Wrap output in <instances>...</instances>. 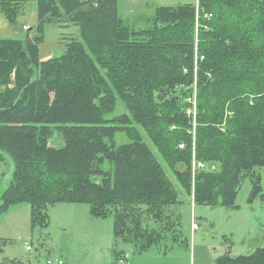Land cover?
I'll list each match as a JSON object with an SVG mask.
<instances>
[{
  "label": "trees",
  "instance_id": "1",
  "mask_svg": "<svg viewBox=\"0 0 264 264\" xmlns=\"http://www.w3.org/2000/svg\"><path fill=\"white\" fill-rule=\"evenodd\" d=\"M98 1L0 0L10 25L35 3L37 34L48 22L75 25L81 38L45 61L41 41L0 39V163L3 154L13 163L0 214L27 203L31 230L45 229L50 205L87 204L138 252L175 241L182 194L140 130L194 205L233 209L246 178L264 205V0H197V28L195 5L157 7L153 26L137 32L116 0ZM193 85L194 128L185 113ZM127 125L136 140L115 145ZM54 133L60 148L48 146ZM193 158L206 170L192 176ZM9 243L0 238V254ZM112 255V264L126 259ZM215 264H264V247Z\"/></svg>",
  "mask_w": 264,
  "mask_h": 264
},
{
  "label": "rangeland",
  "instance_id": "2",
  "mask_svg": "<svg viewBox=\"0 0 264 264\" xmlns=\"http://www.w3.org/2000/svg\"><path fill=\"white\" fill-rule=\"evenodd\" d=\"M196 2L197 0H116V6L118 18L131 30L137 32L148 30L153 26L154 11L157 7L195 5ZM35 10V3H28L14 25H10L0 14V39L24 40L29 29V37H35L38 24ZM40 29L42 33L39 34L42 40L37 46L40 61L60 56L67 42L69 43L71 39H81L79 29L75 25L59 27L57 24L46 22ZM124 107V103L118 102L112 115L122 114ZM159 126L165 127L163 124ZM129 129L130 126L127 125L121 129L122 132L115 134V145L119 146L136 140V137L130 140V135L134 134V131ZM140 132L142 140L150 147L173 181L176 190L182 194L180 195L181 204L177 210L179 233L175 241L170 235H166L164 241L158 246L138 252L131 244L114 237L111 218L93 217L87 204L50 205L47 208V227L31 230L29 205L16 203L11 205L5 213L0 214V238L10 242L5 248L6 252H9L11 257L24 262H28L30 256L37 261H44L49 254L59 255L57 246L67 245L68 238H71V234L76 231L73 229L74 226L84 233L81 244H76V247L80 248L78 254L74 253L73 258L79 260L81 255L88 257L87 248L91 247L97 252L98 257L94 256L95 253L91 254L88 258L90 264H106L107 244L110 246L111 255L112 251L119 253L126 258V264H215L221 257L247 255L257 247H264V205L259 200L250 199L249 179L246 178L241 182L233 209L194 205L191 196H184L181 192L169 166L157 153L156 147L153 148L142 130ZM62 145V139L57 133H54L48 141V146L52 148H60ZM103 166H107V160H104ZM183 169L182 166L178 167V170ZM12 171V160L8 155L3 154V160L0 163V196L11 180ZM93 179L96 183L99 182V178ZM86 232L92 236L85 235ZM93 233H99L100 236ZM25 244L28 250L24 248ZM72 249L69 248L68 251L71 252ZM36 260L33 261L36 262Z\"/></svg>",
  "mask_w": 264,
  "mask_h": 264
},
{
  "label": "crops",
  "instance_id": "3",
  "mask_svg": "<svg viewBox=\"0 0 264 264\" xmlns=\"http://www.w3.org/2000/svg\"><path fill=\"white\" fill-rule=\"evenodd\" d=\"M76 225V223H75ZM86 225V224H84ZM76 231H74L72 234H71V238H68V243L67 245H59L57 246L56 250L57 252L59 253V255H55L54 253L49 254L48 257L44 260V261H37L36 259L33 258V256H30V259L28 260V262H24L22 260V262L26 263V264H45V261L50 258L51 260H61L63 262V264H75V260H77V258H73V256L75 255L74 253H77L78 254V251H79V247H76V244H81V242L83 241L82 240V237H83V233L82 230L78 227H75L74 228ZM105 229V227H104ZM67 229H65L66 231ZM85 235L87 236H92L91 234H89L88 232L85 233ZM93 235H98L100 236L99 233H93ZM79 237V238H78ZM84 239V238H83ZM61 246V247H60ZM7 247V246H6ZM5 247V248H6ZM3 250V252L0 254V261L2 259H9V260H19V259H15L13 257H11V254L9 252H6V250ZM69 248H73L71 250V252L68 251ZM107 252V253H106ZM106 264H112L113 262V257L111 255V249H110V246L107 244L106 246ZM49 253V252H48ZM95 253V254H94ZM91 254H94V256H97V252L91 248V247H88L87 248V255L88 257L86 256H82L79 258V260H77V264H90L89 262V259L90 258V255ZM51 255V256H50ZM36 260V262L34 261Z\"/></svg>",
  "mask_w": 264,
  "mask_h": 264
},
{
  "label": "built area",
  "instance_id": "4",
  "mask_svg": "<svg viewBox=\"0 0 264 264\" xmlns=\"http://www.w3.org/2000/svg\"><path fill=\"white\" fill-rule=\"evenodd\" d=\"M195 10H196V12H195V28H197V26H198L197 20H198V16H199L197 2L195 4ZM206 17L210 18L211 15H206ZM25 29H26V27H25ZM195 98H196V96H195V85H193V95H192V97H189L187 99L188 103H190L191 106L186 108V111H185L186 115L188 117L192 118V126H193V128L195 126V115H196V111H195V109H196V101H195ZM191 134L194 135V131H192ZM179 148H182V145H180ZM196 170H206V166L202 162H198V161H196L193 158V160H192V176H193V174L195 173ZM210 170H212V168ZM25 249L26 250L29 249L27 244H25ZM45 264H63V262L61 260H54V261L53 260L52 261L51 260H46ZM116 264H126L125 259L124 258L118 259Z\"/></svg>",
  "mask_w": 264,
  "mask_h": 264
},
{
  "label": "water",
  "instance_id": "5",
  "mask_svg": "<svg viewBox=\"0 0 264 264\" xmlns=\"http://www.w3.org/2000/svg\"><path fill=\"white\" fill-rule=\"evenodd\" d=\"M101 1H103V0H99L98 1V4L101 2ZM30 31V29L27 31V35H26V38L24 39V41H31L32 43H34V44H38L40 41H41V39H42V36H41V34H37L35 37H33V38H30L29 37V32Z\"/></svg>",
  "mask_w": 264,
  "mask_h": 264
}]
</instances>
